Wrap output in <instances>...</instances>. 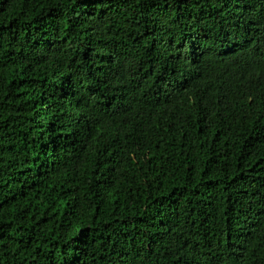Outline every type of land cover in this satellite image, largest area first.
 Returning a JSON list of instances; mask_svg holds the SVG:
<instances>
[{
	"label": "trees",
	"instance_id": "trees-1",
	"mask_svg": "<svg viewBox=\"0 0 264 264\" xmlns=\"http://www.w3.org/2000/svg\"><path fill=\"white\" fill-rule=\"evenodd\" d=\"M0 264H264V0H0Z\"/></svg>",
	"mask_w": 264,
	"mask_h": 264
}]
</instances>
